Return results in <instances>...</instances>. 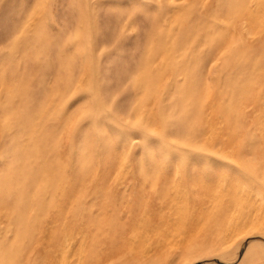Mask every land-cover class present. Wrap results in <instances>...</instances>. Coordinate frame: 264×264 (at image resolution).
Returning a JSON list of instances; mask_svg holds the SVG:
<instances>
[{
	"label": "rangeland",
	"instance_id": "obj_1",
	"mask_svg": "<svg viewBox=\"0 0 264 264\" xmlns=\"http://www.w3.org/2000/svg\"><path fill=\"white\" fill-rule=\"evenodd\" d=\"M263 217L264 0H0V264H264Z\"/></svg>",
	"mask_w": 264,
	"mask_h": 264
},
{
	"label": "bare ground",
	"instance_id": "obj_2",
	"mask_svg": "<svg viewBox=\"0 0 264 264\" xmlns=\"http://www.w3.org/2000/svg\"><path fill=\"white\" fill-rule=\"evenodd\" d=\"M254 208H255V207H254ZM250 209H252V208H250ZM241 211H242V210H241ZM242 212H243V211H242ZM261 213H262V212H261ZM241 215H243V214H241ZM233 217H234V216H233ZM233 217H231V220H232L233 225H232V227L229 228L227 234L225 233V234H226V238H227V236L229 237L230 235L234 234V232H235V228H236V224H237V223H234V222H235V219H234L235 217H234V218H233ZM257 217H258V216H257ZM257 217H256V218H257ZM172 219H173V218H172ZM240 219H241V221H242V222H241V223H242L241 226H243L244 228H245V227L247 228V226H248V225H247L248 217H247V216H245V217H244V216H241ZM252 219H253V218H252ZM258 220H259V218H258ZM261 220H262V221H261ZM255 221H256V220H255ZM260 221H261V222H256V224H255L253 227H257V228H258V227H264V217L261 218ZM258 229H259V228H258ZM224 237H225V235H224ZM226 238H225V239H226Z\"/></svg>",
	"mask_w": 264,
	"mask_h": 264
},
{
	"label": "snow or ice",
	"instance_id": "obj_3",
	"mask_svg": "<svg viewBox=\"0 0 264 264\" xmlns=\"http://www.w3.org/2000/svg\"><path fill=\"white\" fill-rule=\"evenodd\" d=\"M81 99H82V97H81Z\"/></svg>",
	"mask_w": 264,
	"mask_h": 264
}]
</instances>
